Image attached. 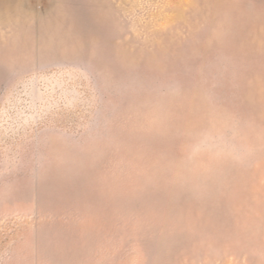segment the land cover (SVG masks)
I'll return each instance as SVG.
<instances>
[{
	"label": "rangeland",
	"instance_id": "374dc122",
	"mask_svg": "<svg viewBox=\"0 0 264 264\" xmlns=\"http://www.w3.org/2000/svg\"><path fill=\"white\" fill-rule=\"evenodd\" d=\"M0 264H264V0H0Z\"/></svg>",
	"mask_w": 264,
	"mask_h": 264
}]
</instances>
